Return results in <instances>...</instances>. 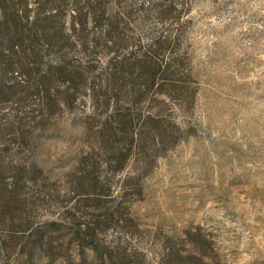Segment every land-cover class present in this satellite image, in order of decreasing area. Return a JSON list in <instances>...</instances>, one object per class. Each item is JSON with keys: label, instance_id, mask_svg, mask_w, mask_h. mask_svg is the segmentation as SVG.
Masks as SVG:
<instances>
[{"label": "rangeland", "instance_id": "1", "mask_svg": "<svg viewBox=\"0 0 264 264\" xmlns=\"http://www.w3.org/2000/svg\"><path fill=\"white\" fill-rule=\"evenodd\" d=\"M73 3L0 0L56 36L3 38L0 264H264V0H121L123 40L82 38ZM161 34L178 71L112 89L110 61L159 62Z\"/></svg>", "mask_w": 264, "mask_h": 264}, {"label": "trees", "instance_id": "2", "mask_svg": "<svg viewBox=\"0 0 264 264\" xmlns=\"http://www.w3.org/2000/svg\"><path fill=\"white\" fill-rule=\"evenodd\" d=\"M120 1L121 0H74L72 6L73 11L70 13L72 27H74L76 31L78 30L77 26L80 27L79 35L85 39L84 30L89 22H93L100 29H105L104 33H101L105 39L115 38L116 40L115 36H121L119 34L121 28L120 20L118 14L111 9L110 5ZM54 4L55 6H59L56 5V3ZM154 8H156L154 11L157 13L162 10L160 7ZM43 16L42 18L37 15L36 18L32 20L29 30H26L20 25L15 15L9 14L7 7H2V19L4 23H0V64L2 63L1 52L3 51V38L8 34V28L9 31L11 30L13 33L11 37L13 41L11 49L15 52H21L19 48L22 47L23 42H36L40 40L49 44L53 42L56 36L54 37V33L47 27L46 23L53 18L54 14L48 11V13ZM102 18H106L104 26L100 24ZM9 20H11V26L7 24ZM66 35L68 38L71 37L68 33H66ZM121 38L122 37H120V39ZM178 38L179 36H173L171 34H161L157 37L151 50L154 54H162L164 56L159 62H148L146 56L140 58L123 57L122 59L110 61V73L106 79L108 84L112 89L122 91L127 87L147 86L148 83L155 84L157 80H164V75L169 76V74H175V71H178L180 67V60L182 59L176 57L178 54L172 53L174 49L173 45L177 42L176 40H178ZM117 42L119 41H111L113 45ZM22 52L25 53L24 50H22ZM142 62H147L149 67L147 63L142 64ZM167 78L165 80H167ZM169 82H173V80L170 79ZM10 88L13 89V86ZM120 120L123 122V119ZM193 246L195 245L192 244V247ZM96 254L98 255L97 251ZM196 254L201 255V253H194L197 258H200V256ZM99 258L101 264H119V262H117L118 259L114 260L111 256H99ZM186 260V257L168 248L167 253L161 260V264H184ZM127 264H132V262L130 261Z\"/></svg>", "mask_w": 264, "mask_h": 264}, {"label": "clouds", "instance_id": "3", "mask_svg": "<svg viewBox=\"0 0 264 264\" xmlns=\"http://www.w3.org/2000/svg\"><path fill=\"white\" fill-rule=\"evenodd\" d=\"M67 151H68V149L65 148V149L61 152V155H64Z\"/></svg>", "mask_w": 264, "mask_h": 264}]
</instances>
